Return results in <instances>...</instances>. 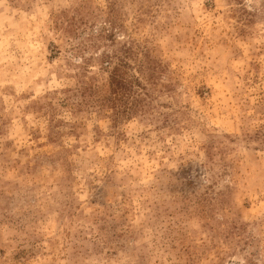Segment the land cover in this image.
Wrapping results in <instances>:
<instances>
[{
  "label": "rangeland",
  "instance_id": "rangeland-1",
  "mask_svg": "<svg viewBox=\"0 0 264 264\" xmlns=\"http://www.w3.org/2000/svg\"><path fill=\"white\" fill-rule=\"evenodd\" d=\"M0 264H264V0H0Z\"/></svg>",
  "mask_w": 264,
  "mask_h": 264
}]
</instances>
